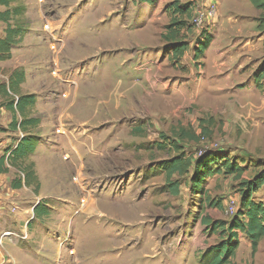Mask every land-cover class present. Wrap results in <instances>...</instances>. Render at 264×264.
I'll list each match as a JSON object with an SVG mask.
<instances>
[{"label": "rangeland", "instance_id": "obj_1", "mask_svg": "<svg viewBox=\"0 0 264 264\" xmlns=\"http://www.w3.org/2000/svg\"><path fill=\"white\" fill-rule=\"evenodd\" d=\"M173 1L19 0L11 7H24V14L0 22V39L9 25L28 34L26 48L22 40L12 59L1 63L0 84L8 83L15 68L23 70L27 80L20 93L38 100L23 115L38 121L25 134L9 129L13 114L0 97V157L25 137L35 138V152L18 163L31 166L40 183L14 189L21 168L10 161L9 173L0 175V247L11 264H206L204 253L224 239L220 231L208 233L200 215L228 225L238 212L240 183L264 170V90L242 91L246 73L260 72L264 63V32L253 14L255 29L242 23L246 35L233 42L236 63L251 65L239 75L229 65L236 59L232 52L219 55L222 39L230 46V37H236L234 22L219 17L208 0H193V17L181 18L185 25L177 43L187 44V51L181 60L173 59L177 45L162 39L172 22L173 12L166 9ZM6 10L0 6V12ZM104 16L112 28H88ZM204 31L213 44L196 61ZM247 39L254 51L239 52ZM118 64L121 70L115 71ZM130 69L131 75L125 72ZM174 85H179L175 91ZM22 118L18 114L19 122ZM202 119H212L211 137L198 146L184 143L186 150L225 152L245 168L241 179L224 175L210 189L218 208L193 196L188 179L182 180L179 196L171 195L164 175L151 171L172 154L156 146L167 142L162 136L172 141L181 128L200 134ZM122 193L131 195L121 204L124 209L106 211L113 208L110 199ZM256 197L264 202V189ZM145 229L151 248L165 252L132 248L137 231ZM121 232L126 237L118 241ZM228 264H264V240L253 254L251 242L240 234L237 255Z\"/></svg>", "mask_w": 264, "mask_h": 264}, {"label": "trees", "instance_id": "obj_2", "mask_svg": "<svg viewBox=\"0 0 264 264\" xmlns=\"http://www.w3.org/2000/svg\"><path fill=\"white\" fill-rule=\"evenodd\" d=\"M193 0H174L167 11L173 12L172 22L167 27V33L162 36L166 43L172 42L177 45L179 43L180 33L185 25L181 18H192L194 9L192 8ZM253 7L261 11L262 14L258 18V30L264 32V0H249ZM19 0H0V6L7 8L6 11L0 12V22L8 23L11 16H22L25 12L24 7L19 5L12 9V5L18 3ZM143 3L154 4L157 0H142ZM185 2V5H182ZM178 16L180 18H178ZM205 40L199 43L197 52L194 54V59L199 61L204 58L208 51L213 37L207 35ZM27 34V31L22 27L8 26L6 36L0 39V62L10 60L12 58V50L18 46L22 37ZM187 44L177 45L174 49L173 59L181 60L187 51ZM25 73L23 70H15L9 78L8 83L0 84V97L7 99L3 104L7 111L13 114L12 122L9 129H22L26 134V128L38 124L35 119L24 117L23 115L29 108L36 104L35 95H22L20 93L21 85L25 82ZM264 78V63L259 72L258 82ZM12 95L16 98L13 99ZM21 115L22 121L19 122L17 116ZM212 119L209 121L202 119L200 127L202 132L196 133L193 129L181 128L174 133L175 138L170 143L156 145L160 150H167L175 153V156L169 160L163 161L160 164V169L164 172L166 178L167 188L173 195L179 194L181 182L174 181V176L180 178L189 175L192 171L191 177V193L199 195V199L207 202L211 207L218 208L220 203L212 200L208 196L206 189L207 179L214 175L234 176L235 179H241L245 172V168L241 167L236 161H231L227 155H221L218 152L211 150H196L194 153L186 150L184 143L199 145L203 139L211 137L210 125ZM208 127H205L206 125ZM1 131V129H0ZM164 140H169L166 136H162ZM33 137H25L19 142L16 147L9 149L8 153L0 157V175L8 174V162H11V167H19L20 177L13 181V188L18 190L23 186L31 187L37 183V188L40 187L38 177L31 166L25 165L21 159H26L29 154L35 152L37 142ZM168 145V146H166ZM216 167V168H214ZM264 189V170L255 174L252 179L242 181L239 185L238 193L240 194V208L235 218L227 225L224 222L216 223L211 219H203V222L208 226L209 233L214 234L221 232L224 239L216 246L209 248L204 253V262L206 264H228L229 261L236 257L240 245V234L245 235L252 244V253L256 254L258 246L264 240V202L257 199L258 192ZM40 204L35 208L37 213ZM41 216V215H40Z\"/></svg>", "mask_w": 264, "mask_h": 264}, {"label": "crops", "instance_id": "obj_3", "mask_svg": "<svg viewBox=\"0 0 264 264\" xmlns=\"http://www.w3.org/2000/svg\"><path fill=\"white\" fill-rule=\"evenodd\" d=\"M208 2H210V4L211 5H215L216 7H217V10H218V13H219V17H223L224 19H227L228 21H232V22H234V24L233 23H231V25H232V27H236L235 28V30H236V32H235V35H236V37H234V38H232V37H230V42H231V45L229 46V41H228V39H222V44H224L225 46H224V48L223 49H220L219 51V55H227V54H229V52H232V55L233 56H235V60H234V57L233 58H231L230 60L232 61V63H230L229 65L231 66L230 68H232V69H235L237 72H238V74L239 75H241V73L243 72V71H245L246 70V68L247 67H249L251 64L250 63H244V65H242V64H239V63H236V61L237 62H239V59H238V55L236 56V53H238V52H236V50H235V48L233 47L234 45H236V43H233L235 40H241L242 38H244V36L246 35L245 34V32L244 31H242V27H243V24L244 23H246V24H253V25H251V28H256V26H257V23H256V20H254V19H252L254 16L256 17L257 16V18H259L260 17V15L262 14V12L261 11H258V10H256L254 7H253V5L250 3V1L249 0H208ZM241 3H243V4H241ZM260 13V15H259V17H258V14ZM251 14H253L254 16H252ZM247 16H251L249 19L248 18H245V17H247ZM254 17V18H255ZM105 19V16L103 17V20ZM102 20V22H98V23H94V24H91L90 25V27L88 26V28L89 29H94V26L95 27H98V26H100V28L101 27H103L104 29L106 28V25H109V27H111V23L109 24L107 21H106V19L103 21ZM243 23V24H242ZM112 28V27H111ZM254 32H256V30H254ZM254 32H251V36H253L255 33ZM257 33V32H256ZM28 35V34H27ZM58 36H60V34L58 35ZM232 36H234V35H232ZM251 36H248V37H251ZM3 38V36H1V39ZM252 38V37H251ZM22 40H24V42H23V44H24V48H26V45H25V42H26V35L23 37V38H21V40H20V42H22ZM213 44V42L211 43V45ZM210 45V46H211ZM227 45V46H226ZM20 46V45H19ZM19 48V47H18ZM16 49V51H19L20 50V48L19 49ZM238 48H239V52H243V51H246V52H253L254 51V49H255V45H254V43H253V40H250V39H247L243 44H240L239 46H238ZM34 51H36V48L35 47H33L32 48ZM13 51H15L14 49L12 50V52ZM238 51V50H237ZM29 52H31V51H29ZM28 52V53H29ZM12 57H13V55H12ZM157 58L159 57V55L158 56H156ZM227 58H230V55L227 57ZM12 59V58H11ZM102 60V62H104V60H105V57H103V59H101ZM8 61V60H7ZM130 61V60H129ZM234 61V62H233ZM3 62H6V61H3ZM152 63H155V60H152L151 61ZM1 63L2 62H0V66H1ZM129 63H131V62H129ZM246 64V65H245ZM130 66H131V64H129ZM263 65V64H262ZM262 65H261V69H262ZM21 67H25V64H21V66H20V68ZM121 64H118V66L117 67H115V71H120L121 70ZM19 68V67H18ZM17 68H15L13 71H12V73L16 70ZM131 71H134V70H132V69H130V70H125V72L127 73V74H129V75H131L130 74V72ZM125 72L124 73H120V75H117L116 77H117V79L119 78V79H121V77H122V75L123 74H125ZM12 73L10 74V76L12 75ZM112 76H113V72H111L110 73ZM26 76V78H25V82L21 85V88H20V90H24V87H25V85H26V80H27V75H25ZM246 76H248L247 77V79H246V82H245V86H244V89H242V91H245V90H247V89H250V88H252V86L253 87H255V86H257L258 88L260 87L261 88V91L262 90H264V78L263 79H261V81L260 82H258V78H259V72H256L255 74L253 73L252 75L251 74H247L246 73ZM113 78H114V76H113ZM173 86V85H172ZM171 86V87H172ZM175 86V88H173L174 89V91L175 90H177V88L179 87V85H174ZM240 86V85H239ZM173 91V92H174ZM23 95H34L33 93H26V94H23ZM36 96V95H35ZM38 104V100H37V98H36V104H35V106L34 107H36V105ZM138 134L137 135H139L140 136V134H141V131H139V132H137ZM168 138V137H167ZM169 139V138H168ZM170 139L169 140H167V142L166 143H170ZM165 143V144H166ZM164 144V143H163ZM166 146H168V145H166ZM160 150V149H159ZM162 151H169V153L171 154L170 156V158H168V159H165V160H162V161H160L159 163H158V165L157 166H154V169H151V171L153 172V171H155V172H160V173H162L163 175H164V177H165V174H164V172L160 169V164L163 162V161H166V160H169V159H171V158H173L174 156H175V153L174 152H172V151H170V147H168V149L167 150H162ZM221 155H226V153L225 152H222V153H220ZM238 163L240 162V161H237ZM151 168V167H150ZM153 168V167H152ZM214 168H216V167H214ZM144 173V176H146V172L144 171L143 172ZM192 174H193V171L189 174V175H187V176H184V177H182V178H180L179 176H174V178H173V180L174 181H177V180H179L180 182H182V180H184V179H188L189 180V187H190V184H191V177H192ZM139 175H140V173H139ZM222 177H224V175H214V176H211V177H209L208 179H207V185H206V189L208 190V196L210 197V189L211 188H213V186H215L216 185V183L219 181V179L220 178H222ZM145 180V178L143 177L142 179H141V184L142 185H144L145 184V182L146 181H144ZM165 180H166V178H165ZM166 186H167V184H166ZM180 189H181V186H180ZM180 189H179V194H180ZM168 191H169V189H168ZM190 192H191V188H190ZM169 193H170V191H169ZM171 194V193H170ZM179 194L178 195H173V194H171V195H173V196H175V197H177V196H179ZM192 194V193H191ZM193 195V194H192ZM127 196H131V195H128V193H122V195H117L116 197H114L113 198V200L112 199H110V198H108V199H110L111 201H112V205H113V208H109V210H106V211H112V210H115L114 212H116L117 211V209H119V207H121L122 208V206H121V204H124L125 203V201L127 200V198H130V197H127ZM193 196H197V195H193ZM199 196V195H198ZM257 196V195H256ZM123 198H125V199H123ZM198 200L199 201H201L203 204H205L204 206L205 207H209V205L207 204V202H204L203 200H200L199 199V197H198ZM123 202V203H122ZM104 204V203H103ZM235 205H236V209L237 210H239V208H240V195L238 196V198H237V201H235V203H234ZM111 205V204H110ZM202 207L203 208V210H204V208L205 207ZM108 209V208H107ZM122 209H124V208H122ZM104 211V210H103ZM103 211H100V216L101 217H107V214H105ZM200 218H201V222H202V224L204 223L203 222V219H207V218H209V216L208 215H200ZM210 219V218H209ZM114 221H116V222H119V223H121L122 221H120V220H117V219H114ZM123 223V222H122ZM205 224V223H204ZM139 226L137 225L136 226V228L135 229H139L138 228ZM204 227H206V229L208 228V226L205 224L204 225ZM140 230V229H139ZM137 231V233H138V236L137 237H134V238H137L136 239V241H135V243L132 245V248H136V249H140L143 245H145V246H147V247H149L150 248V252H153V253H155L154 251H157V253H161V251H163V252H165L164 250H163V248H161L160 246H154L153 248H151V245H152V243L148 240V237H147V235H146V229L144 230V231ZM209 233V232H208ZM126 236L124 235V233H120V234H118L117 236H116V238H118L119 240L118 241H122L124 238H125ZM138 240H140V241H138ZM131 248V249H132ZM124 249V246L122 245V246H120L119 248H117V250L118 251H120V250H123ZM157 249V250H156ZM0 255H1V258H0V264H11V261L8 259V257L2 252V249H1V247H0ZM161 264H164V262H162Z\"/></svg>", "mask_w": 264, "mask_h": 264}, {"label": "built area", "instance_id": "obj_4", "mask_svg": "<svg viewBox=\"0 0 264 264\" xmlns=\"http://www.w3.org/2000/svg\"><path fill=\"white\" fill-rule=\"evenodd\" d=\"M38 1H39V3H41V4L44 2V0H38ZM210 15H211V16L214 15V12H211ZM196 21H197V20H196ZM196 21H195V22H196ZM44 27H45V30H46V31H51V28H50V26H49L48 24H47V25H44ZM231 212L234 213V208L231 209Z\"/></svg>", "mask_w": 264, "mask_h": 264}, {"label": "bare ground", "instance_id": "obj_5", "mask_svg": "<svg viewBox=\"0 0 264 264\" xmlns=\"http://www.w3.org/2000/svg\"><path fill=\"white\" fill-rule=\"evenodd\" d=\"M93 208L95 209L94 211H97V208H96V206H93ZM92 212V211H91ZM157 250V249H156Z\"/></svg>", "mask_w": 264, "mask_h": 264}]
</instances>
